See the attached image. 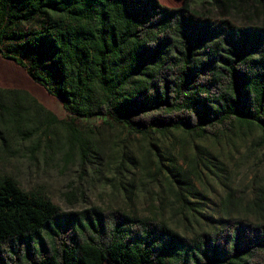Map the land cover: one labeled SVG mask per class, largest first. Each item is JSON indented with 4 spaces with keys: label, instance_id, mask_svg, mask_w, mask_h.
<instances>
[{
    "label": "trees",
    "instance_id": "trees-1",
    "mask_svg": "<svg viewBox=\"0 0 264 264\" xmlns=\"http://www.w3.org/2000/svg\"><path fill=\"white\" fill-rule=\"evenodd\" d=\"M178 1L0 0V57L65 111L109 128L201 139L255 127L264 137V29L217 24ZM28 100L36 105L22 93L9 104L0 91L2 150ZM0 264H264V224L234 220L187 240L118 211L62 212L3 178Z\"/></svg>",
    "mask_w": 264,
    "mask_h": 264
},
{
    "label": "rangeland",
    "instance_id": "rangeland-1",
    "mask_svg": "<svg viewBox=\"0 0 264 264\" xmlns=\"http://www.w3.org/2000/svg\"><path fill=\"white\" fill-rule=\"evenodd\" d=\"M159 2L169 8L181 5L178 0ZM190 8L217 24L228 20L237 28L264 29V0H191ZM32 28L19 30L27 39ZM0 91L5 102L16 93L36 102L22 106L26 118L19 132L10 133L6 150L0 148V180H14L24 193L68 214L118 211L149 219L187 240L234 220L264 224V137L259 129L196 139L182 131L160 136L109 128L101 115L77 118L65 111L27 82L19 66L1 57ZM30 130L29 138L21 134Z\"/></svg>",
    "mask_w": 264,
    "mask_h": 264
},
{
    "label": "crops",
    "instance_id": "crops-1",
    "mask_svg": "<svg viewBox=\"0 0 264 264\" xmlns=\"http://www.w3.org/2000/svg\"><path fill=\"white\" fill-rule=\"evenodd\" d=\"M18 66V65H17ZM21 68V67H20ZM22 69V68H21ZM22 74H23V78L25 79V73L24 71L22 70Z\"/></svg>",
    "mask_w": 264,
    "mask_h": 264
}]
</instances>
